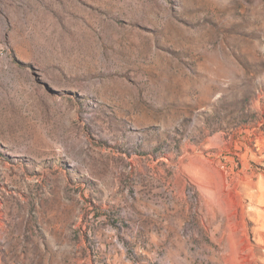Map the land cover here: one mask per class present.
Returning a JSON list of instances; mask_svg holds the SVG:
<instances>
[{
    "label": "rangeland",
    "instance_id": "obj_1",
    "mask_svg": "<svg viewBox=\"0 0 264 264\" xmlns=\"http://www.w3.org/2000/svg\"><path fill=\"white\" fill-rule=\"evenodd\" d=\"M0 264H264V0H0Z\"/></svg>",
    "mask_w": 264,
    "mask_h": 264
}]
</instances>
